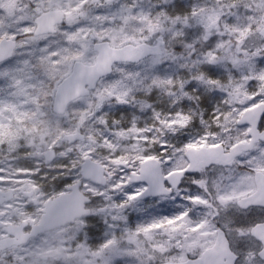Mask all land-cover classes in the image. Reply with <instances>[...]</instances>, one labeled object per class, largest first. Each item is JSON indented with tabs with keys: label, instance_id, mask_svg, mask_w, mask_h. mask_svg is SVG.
Listing matches in <instances>:
<instances>
[{
	"label": "snow or ice",
	"instance_id": "1",
	"mask_svg": "<svg viewBox=\"0 0 264 264\" xmlns=\"http://www.w3.org/2000/svg\"><path fill=\"white\" fill-rule=\"evenodd\" d=\"M0 264H264V0H0Z\"/></svg>",
	"mask_w": 264,
	"mask_h": 264
}]
</instances>
